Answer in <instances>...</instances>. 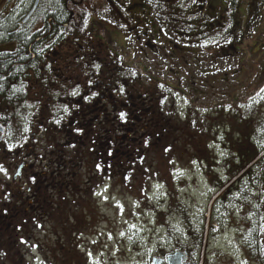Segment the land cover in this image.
<instances>
[{"label":"rangeland","instance_id":"374dc122","mask_svg":"<svg viewBox=\"0 0 264 264\" xmlns=\"http://www.w3.org/2000/svg\"><path fill=\"white\" fill-rule=\"evenodd\" d=\"M135 1L125 8L122 0L119 21L111 19L127 37L120 60L125 71L139 75L138 90L158 97L152 109L166 130L160 140L141 145L138 168L121 177L107 173L97 200L90 194L82 200L83 208L99 209V238L91 239L89 262L151 264L163 249L182 243L194 252L197 240L217 251L209 257L213 264L264 262V0H147L154 10L149 17L137 12L149 8ZM186 3L193 7L180 20L179 7ZM132 16L158 21L165 38ZM236 24L244 29L238 43L222 32ZM185 25L219 33L202 43V51L191 53L193 38L184 41L173 30ZM148 34L165 50L141 51ZM177 44L182 48L174 50ZM191 111L188 125L184 121ZM242 132H252V142L245 136L240 142ZM241 143L262 152L246 171L230 176L229 168L238 165L230 159ZM92 145L90 160L99 150L98 143ZM26 257L20 264H47L40 256Z\"/></svg>","mask_w":264,"mask_h":264},{"label":"flooded vegetation","instance_id":"af4514ba","mask_svg":"<svg viewBox=\"0 0 264 264\" xmlns=\"http://www.w3.org/2000/svg\"><path fill=\"white\" fill-rule=\"evenodd\" d=\"M121 1L0 0L2 264H20L27 255L47 264H90L87 251L91 239L99 238V209L83 208L82 200L97 192L107 173L138 168L139 148L154 139L161 120L152 109L158 97L138 90L139 75L125 71L120 60L127 37L111 19L119 21ZM123 1L125 8L136 2ZM139 1L149 9L137 12L149 17L147 0ZM132 18L164 37L158 21ZM10 19L17 21L15 29L6 28ZM192 27L173 29L184 41L197 39L191 53L201 51L203 37L218 33ZM147 38L141 51L165 50L152 34ZM97 143L90 160L87 148ZM196 248L182 243L159 257L166 263L182 253V264H213L209 257L217 251L204 240Z\"/></svg>","mask_w":264,"mask_h":264},{"label":"trees","instance_id":"16d2710c","mask_svg":"<svg viewBox=\"0 0 264 264\" xmlns=\"http://www.w3.org/2000/svg\"><path fill=\"white\" fill-rule=\"evenodd\" d=\"M188 3V2H187ZM186 3V8H183V7H179V11L182 13V15H180V17H179V19H182L183 18V12L186 10H190V8L189 7H193V5H190V4H187ZM200 12V10H197V12L196 13H199ZM186 13H188V12H186ZM199 15L200 16H203L204 18H203V21H205V23L206 22H208L209 20H206L205 19V16L200 12L199 13ZM18 26V23H17V21L14 19H10V21H9V23H8V26L6 27V28H9V29H15L16 27ZM191 30H194L193 29V27L191 28ZM208 30V29H207ZM203 32L205 31V30H202ZM227 32H225V34H226ZM230 34L232 35V39H234L235 40V42H241L242 40H241V35H244V29H243V27L241 26V24H236V27H235V29L234 30H232L231 32H230ZM239 49L240 48H238V49H235L234 50V52L235 53H238L239 52ZM192 114H193V112L191 111L190 113H189V115H188V119H186L185 121H184V123H188V125H190L191 123L189 122L190 120H191V117H192ZM165 122H166V120H165ZM159 124H161V123H159ZM164 124V123H163ZM198 126V125H197ZM160 132H158L157 130ZM164 130H166V127H160V125H156L155 126V128L153 129V133H154V139L152 140V141H154V140H156V139H158V140H160V138L162 137V135H163V131ZM205 130L206 129H202V136H203V134H204V132H205ZM251 135H252V132L249 134V136L251 137ZM245 135H244V133L242 132V136H241V139H240V142H243V137H244ZM249 136H245V138H247V140H251V142H252V140L253 139H251V138H249ZM192 140H193V137H192ZM239 142V143H240ZM145 144V143H144ZM144 144H142V145H144ZM244 144L243 143H241V145L239 146V147H237V149H234V151H233V153H232V157L233 158H231L230 160H234L235 159V161L238 163V165H237V169L236 170H233V171H231V168H229V170L230 171H228V174L230 175V176H235V175H238V174H240V173H242L243 171H246V169H247V167L248 166H250L252 163H254L255 161H259V159H258V157L260 156V153L262 152V149H260V148H257V146L256 145H253L252 146V149L251 148H245L244 146H243ZM189 146L191 147L192 146V143H190L189 144ZM138 157H139V155H138ZM260 163H262V162H260ZM256 164V163H255ZM229 165H231V163H230V161H229ZM253 165V164H252ZM230 167V166H229ZM124 174V172H118L117 174H115L116 176H118V177H121L122 175ZM109 175V174H108Z\"/></svg>","mask_w":264,"mask_h":264},{"label":"water","instance_id":"95a60500","mask_svg":"<svg viewBox=\"0 0 264 264\" xmlns=\"http://www.w3.org/2000/svg\"><path fill=\"white\" fill-rule=\"evenodd\" d=\"M36 5H37V3H36ZM183 257L184 256L182 253H176V254L170 255L168 257V263L167 264H182ZM163 262L164 261L162 258H154L152 264H162Z\"/></svg>","mask_w":264,"mask_h":264},{"label":"snow or ice","instance_id":"6c2138e0","mask_svg":"<svg viewBox=\"0 0 264 264\" xmlns=\"http://www.w3.org/2000/svg\"><path fill=\"white\" fill-rule=\"evenodd\" d=\"M261 92H264V88H261V90H260ZM123 115V114H122Z\"/></svg>","mask_w":264,"mask_h":264}]
</instances>
